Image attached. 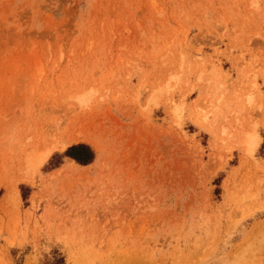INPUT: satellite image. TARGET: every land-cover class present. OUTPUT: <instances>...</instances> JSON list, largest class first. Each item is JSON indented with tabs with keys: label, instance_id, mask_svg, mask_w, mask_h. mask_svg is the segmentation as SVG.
<instances>
[{
	"label": "rangeland",
	"instance_id": "rangeland-1",
	"mask_svg": "<svg viewBox=\"0 0 264 264\" xmlns=\"http://www.w3.org/2000/svg\"><path fill=\"white\" fill-rule=\"evenodd\" d=\"M0 264H264V0H0Z\"/></svg>",
	"mask_w": 264,
	"mask_h": 264
},
{
	"label": "trees",
	"instance_id": "trees-1",
	"mask_svg": "<svg viewBox=\"0 0 264 264\" xmlns=\"http://www.w3.org/2000/svg\"><path fill=\"white\" fill-rule=\"evenodd\" d=\"M67 155L74 159L77 163L84 165L91 162L93 158L92 151L85 145L71 147L68 150Z\"/></svg>",
	"mask_w": 264,
	"mask_h": 264
},
{
	"label": "bare ground",
	"instance_id": "bare-ground-1",
	"mask_svg": "<svg viewBox=\"0 0 264 264\" xmlns=\"http://www.w3.org/2000/svg\"><path fill=\"white\" fill-rule=\"evenodd\" d=\"M14 191V190H13ZM15 196V195H14ZM7 204V203H6ZM263 227V226H262ZM261 228V227H260ZM262 229V228H261Z\"/></svg>",
	"mask_w": 264,
	"mask_h": 264
}]
</instances>
